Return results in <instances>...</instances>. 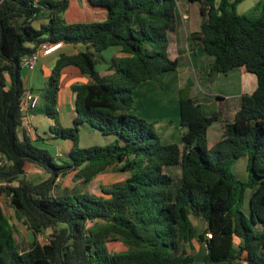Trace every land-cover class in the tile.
<instances>
[{
    "label": "trees",
    "instance_id": "1",
    "mask_svg": "<svg viewBox=\"0 0 264 264\" xmlns=\"http://www.w3.org/2000/svg\"><path fill=\"white\" fill-rule=\"evenodd\" d=\"M88 1L106 10L103 20L65 22L68 0H0V196L32 233L20 248L0 200V264H197L194 240L204 264H264V0L243 13L237 10L243 0H187L198 3L201 17L199 29L186 36L187 48L211 57L204 74L244 67L256 85L231 117L220 107L205 115L191 97H180L179 142H163L153 121L131 112L138 84L180 64L168 53L181 23L177 0ZM40 18L45 21L35 28ZM44 42L87 46L59 54L40 91L41 111L55 120L62 70L74 66L90 79L72 85V125L50 128L72 143L59 162L32 143L19 111L22 58ZM112 46L122 53L110 60L115 75L100 80L96 56ZM85 125L110 141L79 147ZM212 129L220 134L210 137ZM244 155L247 177L240 179L232 166ZM29 162L49 178L26 180ZM173 166L176 177L168 170ZM109 169L126 177L104 189L106 196L53 192L59 177L73 173L89 183ZM193 219L204 222L202 231ZM112 241L125 248L110 251Z\"/></svg>",
    "mask_w": 264,
    "mask_h": 264
},
{
    "label": "rangeland",
    "instance_id": "2",
    "mask_svg": "<svg viewBox=\"0 0 264 264\" xmlns=\"http://www.w3.org/2000/svg\"><path fill=\"white\" fill-rule=\"evenodd\" d=\"M183 2L187 3V0H177V5H178V11L179 8L183 10ZM244 3H247L244 6ZM250 4V2H242L238 5V11L239 12H244L246 10V7ZM188 12H189V21L187 22L185 19L183 20L181 17V23L178 28V35L182 32L185 34V31L191 30L193 26L196 24V20L199 19L200 14H199V9H198V3L196 2H188ZM69 12L76 13L73 8L69 10ZM64 14V12H63ZM62 14V15H63ZM63 18H69L66 17V14L63 16ZM69 23V22H67ZM189 23V24H188ZM34 26H36V23H33ZM189 25V26H188ZM191 33V32H189ZM187 32V35L189 34ZM186 46H187V41H185ZM179 45V40L178 36L175 40L169 43L168 46V53L169 55L173 56L174 51L176 46ZM186 46H185V52H186ZM190 51V49H188ZM194 52L193 50H191ZM190 51V52H191ZM180 53V51H179ZM199 54L202 55L201 58L204 59L206 58L205 54L201 53L199 51ZM208 57V56H207ZM194 59L196 57L193 56ZM211 58V57H208ZM207 59V58H206ZM192 60L190 61L187 57L185 58H180V64H179V71L177 72H164L156 75V78L152 79L149 83L152 84L153 87H150L151 89L148 91L142 90V87L140 86L139 88L136 89L134 93V99H135V104L133 108L131 109V112L136 114L137 116H145L146 118H150L154 120L155 122H158V127H160L162 124L165 125L166 127L172 128L169 130L171 131L172 137L169 139H165L162 137V141L166 142L167 140H170V142H177L179 140V134L178 130H175L176 128L179 129V96L181 97V93L185 88L189 89V86L191 84L196 85L197 82H200L201 78V70L199 68V65L197 63H191ZM205 66L208 63V61H205ZM102 63L98 65V67H101ZM205 66L203 71L205 70ZM249 75L254 76L250 72H248ZM178 76L182 77L183 79H187V83H181L180 79ZM175 77V82L173 83L172 80ZM215 75L208 77V79H214ZM216 80V77H215ZM217 81V80H216ZM215 81V83H216ZM176 86L179 87L175 88ZM143 91V92H142ZM178 99V102L176 103L175 98ZM165 102V104H164ZM40 104H42V101H40ZM240 104V102H239ZM209 105L210 108L213 110L217 107H220V101L217 100L215 97H211L208 103H205L203 101V107H204V114L205 115H210L211 112L207 111V106ZM217 108V109H218ZM36 123L38 124L41 116V112L36 110ZM33 123H31L32 125ZM85 126L80 127L79 131V138H78V145L79 147H87L91 145H103L107 142L110 141L111 135H102L98 132H95L89 128H85ZM33 127V125H32ZM39 132L38 134L43 137L40 139H32V143L38 147H42L47 149L50 154L52 155V158L55 162H59L61 159L66 158V154L69 151V149L72 146V143L70 140H65L61 138H57L55 140L52 139V137H55V133L49 130L48 124L42 123L41 126L39 127ZM44 128V131L43 129ZM156 133L161 137L164 134L163 129H155ZM44 132V133H43ZM19 137H21V131L18 132ZM33 137H36L37 134L33 131ZM51 137V138H49ZM60 153V156L58 154ZM246 163H247V157L241 156L240 158L237 159V161L234 163L232 166L233 172L240 178V179H246L247 177V171H246ZM168 170L173 176H177L179 172V168L177 166L173 167H168ZM50 173L47 172L45 169H43L41 166L37 165L36 163H27L26 164V170L25 173L23 174V177L26 180H29L31 182H40L42 180H45L49 178ZM126 174L122 172H117L114 170H107L106 172L97 175L95 178H93L89 183H82L80 181H75L73 179V173H69L66 176L59 177V179L55 182L54 185V193H61L63 191H68V192H86L90 195H95V196H106V194L103 192L104 189H108L112 185L116 184L117 182H120L121 180L125 179ZM3 208L5 213L11 216L12 221L15 224V238L20 246V248H27L31 237L32 233L26 229V227L19 221L17 220L10 208L8 207L7 201L3 197H0ZM247 199L244 203V207H247ZM198 231H202L203 228L205 227L204 222L201 219H193ZM46 233H44L42 236H40V240L42 242L46 241L45 240ZM235 243L237 244L239 242L238 238H234ZM107 247L110 251H119L125 248V245L121 242L118 241H112L107 244ZM187 248V245H185ZM190 251L196 255L197 257V264H204L203 261L201 260V255L203 252V247L199 245V243L194 240L192 244V248H190ZM212 264H229L228 262H216ZM235 264H244L243 261H237Z\"/></svg>",
    "mask_w": 264,
    "mask_h": 264
},
{
    "label": "crops",
    "instance_id": "3",
    "mask_svg": "<svg viewBox=\"0 0 264 264\" xmlns=\"http://www.w3.org/2000/svg\"><path fill=\"white\" fill-rule=\"evenodd\" d=\"M256 1L257 0H243L242 2H248V3L250 2V4H248L244 12H246ZM188 2L189 1H187V3L183 2V5H185V7H183V10L179 8V13L182 19L183 20L185 19L187 22L189 21V17H190L189 12H188L189 7L187 5ZM246 4L247 3H244V6ZM71 8H73V10H75L76 13L69 12ZM237 10H238V6H237ZM240 13H243V12H240ZM65 14H66V17H69V18L64 19L65 22L89 23V22L103 20L105 18L106 10L103 7L92 5L91 3H89L88 0H68V7L64 11L63 16ZM200 20H201V17H199V19L196 20V24L195 26H193L191 30L185 31L186 32L185 34L181 32L178 35L179 45L176 46L173 56L171 55L169 56L171 58L179 57V59L187 57L190 61L192 60L193 63H197L199 65V68L201 70L202 79L200 80V82H197L196 85L191 84L189 86V97H191L195 101V103L201 106L202 111L204 110V107L202 106L203 101H205V103H208L211 97H215L217 99V96H219L222 98L221 100H219L222 116L231 117L236 112V110L239 108V102H240L241 95L245 93H251L254 90L255 85H256L255 77L249 75L244 67H236V68L229 70L227 73L215 74L217 81L215 80V77L214 79H208V76L204 74V71L202 68H204L205 66V63H206L205 61H210L211 58H208L206 55L205 56L207 59L206 58L204 59V56L203 58H201L202 55L199 54V51L202 54L203 52L199 47L191 48V50H193L194 52H192L191 50L190 52L185 43L187 32L189 33V32L197 31L199 29ZM44 21L45 19L40 18V19L33 21V23H36V26H34L33 23L32 25L35 28H38L40 23ZM185 46H186V52L184 49ZM85 49H87V46L84 44L74 45V44L60 42V44L55 46L54 49L50 51L49 53L39 54L37 61L33 68H28V67L22 68L21 73H22V79L24 82L25 89L32 90L33 92L38 93L40 95V91L44 88L46 81L51 73L52 64L55 58L61 53H71L75 50L84 51ZM121 55L122 53L120 51V48L116 46L108 47L100 51V53L96 56L97 62L95 64L96 73L100 80H109L114 77L115 71L110 66V60L114 57H120ZM193 56L196 57V59H194ZM100 63H102L101 64L102 66L98 67ZM177 71H179V66L174 72H177ZM153 78L155 79L156 76H154ZM178 78L180 79L182 84L187 83L188 81L187 79L182 80L181 76H178ZM152 79L143 81L140 84H138L137 87L134 89V93L136 89L139 88L140 86H144L142 87V90L144 91L150 90L151 89L150 87H153L152 84L149 83ZM89 81L90 79L86 75L82 74L77 67L69 66L62 70L61 75H60V80H59V90L57 94L56 119L54 120V119L48 118L47 116L43 114V112L41 111L42 104H40V102L38 104L37 109H35L32 112L31 123H33L32 125H33L34 132L37 134L36 137L43 139V137H41L38 134L39 129H40L39 127L41 126L42 123L48 124L49 130L51 127L54 126L55 123H57V125L60 127H70L72 125V121H73L72 113L75 107V94L72 90V85L87 83ZM175 81L176 80L174 77L172 82L174 83ZM175 88L179 89L178 86H176ZM174 98L177 103L178 99L176 97ZM179 100H180V96H179ZM134 104H135V99H134ZM206 106L207 105H205V107ZM217 108H218V105L215 109L212 110L210 106L208 105L206 109L207 111H210L212 113L216 111ZM36 110L40 111L41 116H42L38 124L35 121L37 117L35 115ZM178 116H179V112H178ZM143 118L149 121H153L155 129L158 128V129L164 130V134L163 136H161V139L162 137L165 139H169L174 134V133L171 134V131H169L172 128L171 126L173 125H171L170 127H166L165 125L162 124L160 127H158L159 125L158 122H155L154 120H152L153 118L150 119V118H146L145 116ZM42 129L44 131V128ZM175 130H178L179 139H180L181 127L179 126V129L176 128ZM209 134H210V137H212L213 135H216V136L219 135L220 132L217 129H212L210 130ZM57 138L58 137L56 135L55 137H52L53 140ZM65 140H68V139H65ZM166 142H170V140H167ZM177 142H179V140ZM31 240H32V237H31Z\"/></svg>",
    "mask_w": 264,
    "mask_h": 264
},
{
    "label": "built area",
    "instance_id": "4",
    "mask_svg": "<svg viewBox=\"0 0 264 264\" xmlns=\"http://www.w3.org/2000/svg\"><path fill=\"white\" fill-rule=\"evenodd\" d=\"M58 44H60V42L41 43L40 46H38L35 51H33L31 54L26 55L22 58V62H21L22 68L23 67L33 68L37 61L39 54L49 53ZM39 102H40V95L38 93L33 92L32 90H26V89L23 92L19 100V111L22 117V128L31 139L34 138L32 135L34 129L31 125V115L34 109L38 106ZM58 156H60V153L58 154ZM3 162L4 160L0 158V163H3ZM58 179L59 178H57L56 181ZM206 237L210 238L211 233L210 232L206 233Z\"/></svg>",
    "mask_w": 264,
    "mask_h": 264
},
{
    "label": "water",
    "instance_id": "5",
    "mask_svg": "<svg viewBox=\"0 0 264 264\" xmlns=\"http://www.w3.org/2000/svg\"><path fill=\"white\" fill-rule=\"evenodd\" d=\"M181 97L184 98V99H187L189 98V89L188 88H185L182 93H181Z\"/></svg>",
    "mask_w": 264,
    "mask_h": 264
}]
</instances>
